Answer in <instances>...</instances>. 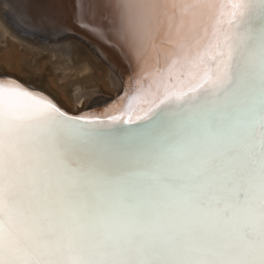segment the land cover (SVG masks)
<instances>
[{"label": "snow or ice", "instance_id": "obj_1", "mask_svg": "<svg viewBox=\"0 0 264 264\" xmlns=\"http://www.w3.org/2000/svg\"><path fill=\"white\" fill-rule=\"evenodd\" d=\"M229 8L203 78L135 118L0 83V264H264V0Z\"/></svg>", "mask_w": 264, "mask_h": 264}, {"label": "bare ground", "instance_id": "obj_2", "mask_svg": "<svg viewBox=\"0 0 264 264\" xmlns=\"http://www.w3.org/2000/svg\"><path fill=\"white\" fill-rule=\"evenodd\" d=\"M4 1L0 0V27L6 32L0 38H10L21 44L26 42L32 47L28 49L30 51H40V47L49 50L51 62L57 68L58 64L54 61L57 52L60 48L73 46L72 37L67 35L75 33L86 39L94 54L116 73L120 89L114 97H98L97 102L76 114L39 86L40 90L10 75H0V83L18 82L29 90H36L51 98L72 116L99 120L126 115L133 118L141 116L167 93L195 86L205 74L200 58L210 54L214 34L218 27H227V14L230 11V0H199L193 7H185L191 0H158L161 13L160 20L153 22L156 25L153 37L160 39L157 43L160 56L145 72V66L155 56L152 52L154 44L146 31L148 13L151 12L148 0H127L129 12L126 23L119 13L114 20L106 0H7L14 11L7 10ZM115 2L119 4L120 0ZM151 14L150 17H153ZM70 60V63L77 65L73 57ZM84 67L91 73L88 64H84ZM139 71L143 72L137 77ZM76 101L81 102L82 97L78 95Z\"/></svg>", "mask_w": 264, "mask_h": 264}, {"label": "rangeland", "instance_id": "obj_3", "mask_svg": "<svg viewBox=\"0 0 264 264\" xmlns=\"http://www.w3.org/2000/svg\"><path fill=\"white\" fill-rule=\"evenodd\" d=\"M148 1V9H151V12L148 11L150 12L148 13L149 24L146 31L151 43L154 44L152 45V52L155 56L153 55L145 66V72L149 71L150 66L154 65V60L159 55L157 43L160 40L154 38L155 34L153 33L156 29V25L153 22L157 23L160 20V2L158 0ZM4 2L7 10L11 9L14 11L9 1L5 0ZM152 3L153 5L151 6ZM155 10H158V12H155ZM149 14L153 17H150ZM10 23L17 27L13 21H10ZM26 27L31 29L30 26ZM5 32V29L0 27V36H3ZM74 35L75 33L67 35L72 37L73 46L60 48L57 52V58L54 59L58 64L57 68L51 62V52L49 50L40 47V51H30L28 49H32V47L26 42L21 44L10 38L1 37L0 40L3 42L0 43V75L14 76L30 86L33 85L32 87L34 88L37 86L36 88L39 89L40 87L42 91L44 90L46 94H50L51 97L53 96L52 98L55 97L64 107L76 114L89 104L97 102L98 97L102 98V96H105L110 98L117 95L120 86L116 73L94 54L92 47L87 45L88 43L78 38L77 34ZM72 57L74 61L76 60L74 63L77 65L70 63ZM84 64L89 65L91 73L84 67ZM143 71H139V76L137 77H140L142 75L140 73ZM78 95L82 97L81 102L76 101Z\"/></svg>", "mask_w": 264, "mask_h": 264}, {"label": "water", "instance_id": "obj_4", "mask_svg": "<svg viewBox=\"0 0 264 264\" xmlns=\"http://www.w3.org/2000/svg\"><path fill=\"white\" fill-rule=\"evenodd\" d=\"M78 38H80L82 41H84V42H86V43H88L89 44V42L86 40V39H84V38H82V37H80L79 35L77 36ZM87 44V45H88Z\"/></svg>", "mask_w": 264, "mask_h": 264}]
</instances>
